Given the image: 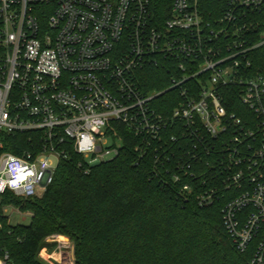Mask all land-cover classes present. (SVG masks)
<instances>
[{
	"label": "built area",
	"instance_id": "2783aa9c",
	"mask_svg": "<svg viewBox=\"0 0 264 264\" xmlns=\"http://www.w3.org/2000/svg\"><path fill=\"white\" fill-rule=\"evenodd\" d=\"M222 4L208 13L202 0H0V194L39 195L70 149L97 164L134 136L140 157L175 161L183 194L223 200L237 249L264 264V0ZM160 64L173 72L169 113L159 111L165 91L146 92L140 76ZM177 131L186 142L174 160ZM29 132L34 151H2Z\"/></svg>",
	"mask_w": 264,
	"mask_h": 264
},
{
	"label": "trees",
	"instance_id": "16d2710c",
	"mask_svg": "<svg viewBox=\"0 0 264 264\" xmlns=\"http://www.w3.org/2000/svg\"><path fill=\"white\" fill-rule=\"evenodd\" d=\"M222 1L202 3L210 13ZM255 65L264 66V52ZM140 74L146 92L161 93L170 87L173 72L160 64L146 66ZM175 92L159 96V111L173 110L169 98ZM176 134L182 146H173L174 160L186 142L181 132ZM138 142L124 136L120 154L97 164L70 149L40 196L0 194V254L9 255L8 264H45L39 253L54 235L71 239L75 264H251L253 250L239 251L222 221L223 200L202 206L197 193L203 189L183 194L180 186L189 180L175 181V161L163 158L164 151L159 160L151 150L140 157ZM38 144L36 132L11 135L2 151L22 156ZM10 205L30 212L31 222L11 224L5 213Z\"/></svg>",
	"mask_w": 264,
	"mask_h": 264
},
{
	"label": "rangeland",
	"instance_id": "374dc122",
	"mask_svg": "<svg viewBox=\"0 0 264 264\" xmlns=\"http://www.w3.org/2000/svg\"><path fill=\"white\" fill-rule=\"evenodd\" d=\"M5 213L11 224L28 225L32 220L30 212H22L15 205L7 206ZM47 242L48 244L39 253L40 260L45 264H71L72 261L75 263L74 244L68 236L54 235L47 238Z\"/></svg>",
	"mask_w": 264,
	"mask_h": 264
},
{
	"label": "crops",
	"instance_id": "0c3cea01",
	"mask_svg": "<svg viewBox=\"0 0 264 264\" xmlns=\"http://www.w3.org/2000/svg\"><path fill=\"white\" fill-rule=\"evenodd\" d=\"M54 258H56V257H54ZM57 260V259H56Z\"/></svg>",
	"mask_w": 264,
	"mask_h": 264
}]
</instances>
